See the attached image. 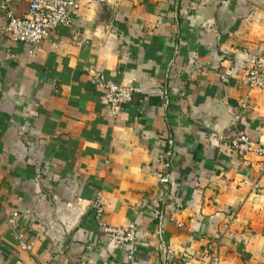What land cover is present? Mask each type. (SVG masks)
Wrapping results in <instances>:
<instances>
[{
  "label": "crops",
  "instance_id": "0c3cea01",
  "mask_svg": "<svg viewBox=\"0 0 264 264\" xmlns=\"http://www.w3.org/2000/svg\"><path fill=\"white\" fill-rule=\"evenodd\" d=\"M77 1L31 56L0 0V264H264V174L229 146L264 145V0ZM99 73L138 88L116 114Z\"/></svg>",
  "mask_w": 264,
  "mask_h": 264
},
{
  "label": "built area",
  "instance_id": "2783aa9c",
  "mask_svg": "<svg viewBox=\"0 0 264 264\" xmlns=\"http://www.w3.org/2000/svg\"><path fill=\"white\" fill-rule=\"evenodd\" d=\"M27 4V11L22 16H16L12 11L0 7V15L5 11L8 22L4 32L13 42L24 43L30 46L29 54L34 56L39 46L50 36L51 32L61 26H70L73 18L80 8L77 0H22ZM248 91L240 101L243 112H252L255 109L253 102L257 91L264 88V67L261 60H257L247 74ZM97 86L103 91L105 100L113 114L120 108L129 104L138 92V88L132 85H122L109 81L106 76L99 73L96 77ZM229 146L239 156L253 154L258 158V170L264 174V145L252 140L249 135L242 133L230 140ZM101 201L97 204L98 218L101 217L103 207ZM18 214L9 218V224L17 223ZM103 231L108 237L109 245L121 247L131 245L136 241L137 229L131 225L126 227H114L105 224ZM22 249L32 251V246L24 241L22 234L19 236ZM135 249L131 250L129 258H133Z\"/></svg>",
  "mask_w": 264,
  "mask_h": 264
}]
</instances>
